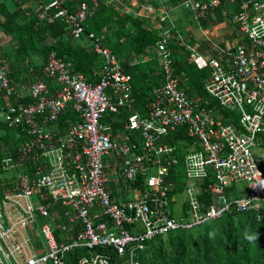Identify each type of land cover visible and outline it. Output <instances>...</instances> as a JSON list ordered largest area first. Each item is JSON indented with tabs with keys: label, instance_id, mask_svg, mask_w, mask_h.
Wrapping results in <instances>:
<instances>
[{
	"label": "built area",
	"instance_id": "built-area-1",
	"mask_svg": "<svg viewBox=\"0 0 264 264\" xmlns=\"http://www.w3.org/2000/svg\"><path fill=\"white\" fill-rule=\"evenodd\" d=\"M230 1L238 4L233 21L246 37L234 63L223 65L191 50V63L208 71L206 98L190 97L181 87L170 47L176 27L169 9L160 8V21L167 25L156 44L162 83L143 116L134 106L131 76L101 36L86 32L99 0H91L92 6L82 2L75 12L65 0H45L39 21L65 23L75 40L92 46L101 64L97 81L90 83L49 53L43 73L51 82H31L27 103L9 68L0 65V122L15 130L18 140L15 154L3 159L6 172L17 175L2 184L0 264H65L71 250L96 247L112 249L115 264H141L139 253L157 236L231 211L264 219V0ZM220 2L184 0L181 6L196 18ZM122 108L132 113L126 131L114 133L104 118ZM67 111L77 120L62 132L58 119ZM222 111L234 113L236 125L225 122ZM178 129L189 139L182 154L187 183L171 196L169 178L180 160L177 147L165 139ZM109 157L121 159L126 198L121 184L112 189ZM204 186L209 204L201 199ZM32 236L38 238L34 253ZM110 258L91 254L78 264H110Z\"/></svg>",
	"mask_w": 264,
	"mask_h": 264
},
{
	"label": "trees",
	"instance_id": "trees-1",
	"mask_svg": "<svg viewBox=\"0 0 264 264\" xmlns=\"http://www.w3.org/2000/svg\"><path fill=\"white\" fill-rule=\"evenodd\" d=\"M28 1L30 0H0V33L3 34L0 36V65H6L10 71V78L17 81L18 90L25 98L21 100L30 102L26 90L34 80L41 79L50 84V78L43 73V65L51 52H55L58 57L69 63L72 71L83 73L90 83H95L101 61L92 46L88 43L84 45L75 43L81 40H75L70 29L60 20L52 24L40 22L38 12L45 0H38L37 11L25 12L24 7ZM82 2L92 6L91 0H65V7L75 12L77 5ZM9 4H13L16 9L12 11ZM100 5L99 2L98 9ZM98 12L86 21V32L101 36L107 24L118 23L116 38L103 39L102 42L118 57L124 72L131 76L134 106L144 116L148 112L149 103L153 100L155 88L162 83L161 70H155L149 61L158 54L156 44L160 33L137 23L135 18L121 17L108 7H103ZM2 38L5 39V45H2ZM32 55L37 56L41 64L34 66L26 64L25 58ZM145 57H148V60H145ZM173 62L176 74L181 80V87L187 94L190 97L206 98L204 86L208 71L199 70L193 63L180 67L174 58ZM20 86H23V89H20ZM131 113L122 108L118 113L107 115L104 121L112 126L114 133H124L127 118ZM220 115L225 122L236 125L237 118L234 113L222 111ZM76 120L77 116L67 111L58 119L59 129L64 132ZM14 131L0 122V195L3 191L2 184L6 182L3 159L14 155L18 145ZM187 141L189 139L184 129L170 133L165 139V142L177 147L180 160L178 168L173 169L169 178L173 182L171 196L181 193L187 183L182 170L184 142ZM109 160L110 157L106 158L105 163L113 184L112 189L121 184L123 198H126L128 191L120 174L121 159L118 158L115 162L113 159ZM130 186L133 187V184ZM203 188L201 199L209 204L211 196L205 192V186ZM113 194L117 195V192ZM91 254L108 255L111 257L110 264L118 262L112 249L96 247L93 250L86 248L71 250L67 253L65 264H78L81 258ZM139 261L141 264H264V219H258L251 212H228L210 223L193 229L176 230L166 236L151 239L146 243L145 250L139 253Z\"/></svg>",
	"mask_w": 264,
	"mask_h": 264
},
{
	"label": "crops",
	"instance_id": "crops-1",
	"mask_svg": "<svg viewBox=\"0 0 264 264\" xmlns=\"http://www.w3.org/2000/svg\"><path fill=\"white\" fill-rule=\"evenodd\" d=\"M184 0H99L100 10L108 7L116 11L121 17L135 18L137 23H142L148 28H153L161 34L167 28L165 23L160 21L161 7H167L171 20L174 22L176 31L171 33V50L173 58L180 67L190 64L191 50H195L207 59L217 58L223 65L234 63L233 55L236 48L246 43V37L239 30V25L233 21L234 14L238 11L237 3L230 0H221L220 5L213 10L202 12L195 16L181 6ZM203 1V0H202ZM207 1V0H204ZM38 0H30L24 7L25 12L37 11ZM156 9L155 13H149L147 7ZM10 9L15 10L13 4H9ZM98 12V13H99ZM118 23H109L105 26L101 37L103 39H115ZM3 35L0 33V36ZM183 39L182 41L180 40ZM84 39V38H83ZM84 45L85 41H75ZM2 45L5 39L2 38ZM12 50V49H10ZM9 50V51H10ZM148 60V57H145ZM151 61L155 70H160L161 59L156 56ZM25 63L34 66L41 64L37 56H28ZM17 84V81H15ZM23 85V84H21ZM23 86H20V89Z\"/></svg>",
	"mask_w": 264,
	"mask_h": 264
},
{
	"label": "rangeland",
	"instance_id": "rangeland-1",
	"mask_svg": "<svg viewBox=\"0 0 264 264\" xmlns=\"http://www.w3.org/2000/svg\"><path fill=\"white\" fill-rule=\"evenodd\" d=\"M27 91V90H26ZM23 92V91H22ZM112 155H113V153H112ZM112 159H110L109 161H111ZM4 174V177L5 178H10V179H14L15 177H16V175H17V172L16 171H13V170H9V171H7V172H5V173H3ZM36 240H38V238L37 237H35V236H32L31 238H30V241L31 242H33V253L34 252H36L38 249H39V247H38V245H37V243H36Z\"/></svg>",
	"mask_w": 264,
	"mask_h": 264
},
{
	"label": "clouds",
	"instance_id": "clouds-1",
	"mask_svg": "<svg viewBox=\"0 0 264 264\" xmlns=\"http://www.w3.org/2000/svg\"><path fill=\"white\" fill-rule=\"evenodd\" d=\"M158 53V52H157ZM157 56H159L158 54H157ZM161 70V69H160ZM200 70V69H199Z\"/></svg>",
	"mask_w": 264,
	"mask_h": 264
}]
</instances>
